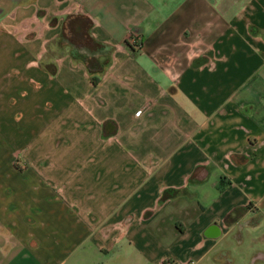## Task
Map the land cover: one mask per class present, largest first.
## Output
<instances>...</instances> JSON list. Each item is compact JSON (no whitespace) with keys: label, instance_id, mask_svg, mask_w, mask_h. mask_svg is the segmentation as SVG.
Wrapping results in <instances>:
<instances>
[{"label":"crops","instance_id":"1","mask_svg":"<svg viewBox=\"0 0 264 264\" xmlns=\"http://www.w3.org/2000/svg\"><path fill=\"white\" fill-rule=\"evenodd\" d=\"M0 264H264V0H0Z\"/></svg>","mask_w":264,"mask_h":264},{"label":"built area","instance_id":"2","mask_svg":"<svg viewBox=\"0 0 264 264\" xmlns=\"http://www.w3.org/2000/svg\"><path fill=\"white\" fill-rule=\"evenodd\" d=\"M129 42L131 44V46H133L134 48L138 49L141 47V43L140 40L138 39V37L136 35L131 36L129 38Z\"/></svg>","mask_w":264,"mask_h":264},{"label":"rangeland","instance_id":"3","mask_svg":"<svg viewBox=\"0 0 264 264\" xmlns=\"http://www.w3.org/2000/svg\"><path fill=\"white\" fill-rule=\"evenodd\" d=\"M46 6H50V8H54V7H55V5L53 4L52 1L48 2ZM56 20H57V18H56V19H55V18H52V19L50 20L49 24H54V23L56 22ZM59 24H60V23H59ZM61 24L63 25V22H62Z\"/></svg>","mask_w":264,"mask_h":264}]
</instances>
